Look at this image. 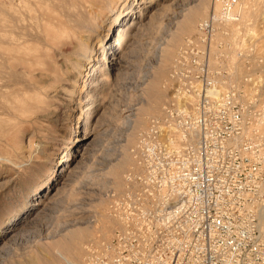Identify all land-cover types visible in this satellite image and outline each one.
<instances>
[{"label":"rangeland","instance_id":"rangeland-1","mask_svg":"<svg viewBox=\"0 0 264 264\" xmlns=\"http://www.w3.org/2000/svg\"><path fill=\"white\" fill-rule=\"evenodd\" d=\"M209 1L211 5L197 19L190 34L181 35L164 67V81L158 87L162 114L148 115L146 127L136 134L131 145L126 146L127 130L133 114L146 101L147 84L157 70L162 50L182 15L198 0H157L135 15L138 23L126 33L118 49L123 60L122 74L102 88L101 101H87L82 103V108H77L75 101L60 100L42 111L23 113L16 107L10 109L15 93L7 92L8 80L2 79L3 83L0 80V264H105L107 255L103 251L112 242L118 223L111 222L112 228L105 239L99 215H105L104 211L107 215L106 210L110 215L109 207L112 201L117 202L126 179L139 172L138 149L143 135L169 112L172 101H196L197 96L201 101L208 88L204 86V77L215 81L222 90V97L232 93L238 98L235 101H255L257 112H264V0L256 3L235 0L227 6L226 12L227 0L216 11L221 13L215 12L209 64L206 59L209 68L206 76L205 73L195 74L197 90L191 91L188 75L181 71L180 52L196 35L199 24L214 16L213 0ZM9 3V0H0V21L5 18ZM241 8L249 15L244 26L239 24ZM229 44L237 48L234 59L238 62L235 68L238 79L235 77L237 80L232 81L228 79L234 69L226 67L224 57ZM212 54L216 61L210 64ZM182 80H185L184 87ZM2 86L7 88L4 92ZM186 94L192 96V100L184 97ZM17 96L16 101H27L29 93ZM228 100L226 97L223 101ZM89 106L91 117L85 124V108ZM125 147L133 164L128 163L123 168L119 161ZM67 157L70 160L65 161ZM118 169L123 172L119 182H115L111 172ZM82 228L88 229L89 235L81 239L78 256L56 247L67 231Z\"/></svg>","mask_w":264,"mask_h":264},{"label":"built area","instance_id":"built-area-1","mask_svg":"<svg viewBox=\"0 0 264 264\" xmlns=\"http://www.w3.org/2000/svg\"><path fill=\"white\" fill-rule=\"evenodd\" d=\"M215 18L179 54L192 92L195 74H207ZM206 90L172 101L139 141V172L109 207L118 225L105 264H264V144L248 132L258 110Z\"/></svg>","mask_w":264,"mask_h":264},{"label":"bare ground","instance_id":"bare-ground-1","mask_svg":"<svg viewBox=\"0 0 264 264\" xmlns=\"http://www.w3.org/2000/svg\"><path fill=\"white\" fill-rule=\"evenodd\" d=\"M156 1L9 0L10 3L8 4L9 7H7L5 18L0 21V80L1 83H3L2 79L10 82L7 83L12 87L9 90V85L6 86L8 87L7 92L12 90L11 94L15 93L13 95L17 98V95L20 93H29L28 98L26 97L27 101H16V97H13L15 100L13 101L19 104L15 105L12 102L13 107H10V109L14 110L16 107L17 110H23V113L26 110L42 111L60 100L75 101L77 108H82V105H84L82 103H86L87 101H91L92 103L103 98L101 97L102 88L104 89L111 79L114 80L122 74H120V69L123 60L122 56L119 55L121 51H118V49L126 33L130 28L137 25L138 21H136L135 15L141 14L143 10L153 6ZM226 1H212L214 16L215 12ZM248 1L250 0H245L246 3ZM252 1L257 2V0ZM210 3L211 1L209 0H198L195 6H192L191 9L182 15L175 32L171 35L166 47L162 50L157 70L153 72L147 84L145 92L146 101L142 106L137 108L136 113L133 114V118L131 119L129 129H126L128 131L126 146L133 144L136 134L146 127L147 116H154L160 112L162 101H160L161 95L158 87L163 80L164 67L170 61L172 49L179 44L181 35L190 34V31L195 27L197 19L206 12ZM216 13L219 14L221 11ZM246 14L244 9L241 8L239 12V24L243 25L245 23V18L249 17ZM114 28H116L115 31ZM230 30L238 31L237 28H231ZM234 33L236 34V32ZM236 45L229 44L228 52L224 56L226 58V67L234 69L233 73H230L229 79L227 78L229 81H232L236 77V72L238 71L236 70L238 62L234 59L236 57ZM209 46L210 50H212L213 44L210 43ZM211 57L210 64H213V61L216 60H213V54ZM227 68L225 69L227 70ZM7 83L5 81V84ZM210 85L208 90H206L207 88L205 89L208 96L220 99L222 97L220 96L222 90L218 89V85L212 78ZM235 86L233 87L235 88ZM6 89H3V92ZM23 97L20 100H23ZM192 98L190 96V100ZM236 99L238 100V98ZM9 102L11 103V101ZM256 107L258 108V106ZM85 109L84 122L86 124L90 120L91 109L90 106ZM160 113L162 114V112ZM261 114H259V120L257 122L253 121L251 126L248 127V132L258 135L264 144V115ZM77 127L73 128H76L75 132H77ZM78 139L79 137L76 138L75 142ZM126 149L125 147V150L122 152V161H119L121 162L120 166L123 168L128 163L133 164L130 163L132 161L128 154L130 152L126 151ZM67 160H70V158L67 157L65 161ZM121 171L118 169L111 172V176L115 182L121 176ZM50 172L53 174L54 170ZM113 180L112 182H114ZM106 211L107 215L105 211L103 212L105 215H99V217L101 216L100 220L102 223V237H105V239H107L108 233H110V227L112 228L111 222L117 224V220L112 218L111 214L109 215L108 210ZM88 233V229L83 228L69 230L57 242L56 247L69 251L76 257L80 251L81 239L89 235Z\"/></svg>","mask_w":264,"mask_h":264}]
</instances>
